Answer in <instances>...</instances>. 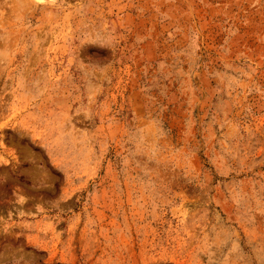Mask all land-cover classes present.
<instances>
[{
    "label": "rangeland",
    "instance_id": "rangeland-1",
    "mask_svg": "<svg viewBox=\"0 0 264 264\" xmlns=\"http://www.w3.org/2000/svg\"><path fill=\"white\" fill-rule=\"evenodd\" d=\"M0 264H264V0H0Z\"/></svg>",
    "mask_w": 264,
    "mask_h": 264
}]
</instances>
